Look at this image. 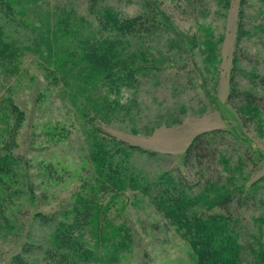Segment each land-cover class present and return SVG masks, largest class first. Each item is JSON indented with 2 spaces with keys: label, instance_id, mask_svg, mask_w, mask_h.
Wrapping results in <instances>:
<instances>
[{
  "label": "rangeland",
  "instance_id": "obj_1",
  "mask_svg": "<svg viewBox=\"0 0 264 264\" xmlns=\"http://www.w3.org/2000/svg\"><path fill=\"white\" fill-rule=\"evenodd\" d=\"M101 2L130 15L140 9L136 0ZM15 3L29 24L9 23L7 33L19 53L9 57V51L0 52V152L12 153L23 175L0 180V264H17L13 258L21 251L42 261L60 220L96 251V259L83 264H192L187 240L148 197L137 189L122 192L97 184L89 158L93 139L86 132L96 124L138 145L130 152L134 167L152 178L176 166L184 171V153L193 137L223 128L226 139L238 146L225 149L229 165L219 159L212 167L208 162L210 168L230 176L229 166L237 187L261 181L264 109L247 103L243 91L264 95V0H153L167 24L133 40L140 53H121L126 62L135 55L128 69L147 67L137 77L136 89L122 86L120 93L109 92L107 84L95 88L94 78L80 74L79 65L61 66L58 56L64 53H46L44 43H38L40 32L62 15L70 23L84 16L98 29L88 0ZM254 73L255 82L249 78ZM106 93L110 102H121L111 122L92 111L87 99ZM252 151L255 158L249 157ZM204 171L208 175L211 169ZM192 173L199 176L196 167ZM82 201L92 211L108 208L102 216L126 226L119 230L132 236L126 248L107 240L111 226L110 231L98 230L88 220L91 215L78 214ZM244 211L242 223L253 231L252 217L264 213V205L249 202Z\"/></svg>",
  "mask_w": 264,
  "mask_h": 264
},
{
  "label": "trees",
  "instance_id": "obj_2",
  "mask_svg": "<svg viewBox=\"0 0 264 264\" xmlns=\"http://www.w3.org/2000/svg\"><path fill=\"white\" fill-rule=\"evenodd\" d=\"M88 1L91 4L90 10L98 20V29L93 30L91 22L84 16H78L77 22L70 23L69 16L62 15L61 20L57 19L54 24H48L44 31L40 32L38 43H44L46 53H64L58 56L61 66L65 67V62L79 65L80 74L87 72L94 78L92 85H95V88L107 84L110 86L109 92L116 93L121 92L122 86L136 89L137 77L147 66H138L141 69L137 68L136 71L135 68L128 69L127 64L134 63L131 59H134L135 55L132 54L130 61L126 62L121 53H140L139 44L134 46L133 40L152 33L162 23L167 24L165 14H162L153 0H146L149 5H144L143 0H136L140 9L134 15L124 13L112 4L101 2L103 0ZM15 5V0H0V52L2 54L9 51V57L19 53V49L7 33L8 24L13 25L15 21V25L29 24L20 10L14 8ZM254 75L255 73L249 77L253 82L258 76ZM78 78L80 79L79 76ZM82 81L91 85L90 81ZM261 81H264V77ZM207 91L210 93L208 88ZM243 94L246 102L252 107L264 109V95L250 91H243ZM87 99L92 111L95 109L97 113H102L110 122L116 104H121L118 100L110 102L109 93L96 99ZM86 133L93 139L90 143L89 158L93 162L94 171L97 172L94 179L97 184L103 189L110 188L122 192L127 188L137 189L148 197L174 226L176 232L187 240L193 254L192 264H264V213L252 217L253 231L242 223L244 210L249 202L264 205V199L261 197V192L264 191V175L261 176V181L252 183L248 188L244 183L237 187V181L233 182L235 174L229 166L227 170L230 171V176L216 169V166L210 168L208 162H211L212 167L215 160L219 159L229 165L230 157L226 156L225 149L228 145L238 146V143H231L226 139L223 128L205 130L193 137L184 153V171L176 166L171 170L161 171L152 178L134 167L130 152L139 150L138 145L117 139L96 124ZM140 151L151 152L145 149ZM254 156L255 152L249 155L250 158H255ZM16 166L18 163L12 153L0 152V180L5 179L7 182L13 177L23 175L19 174ZM193 167H196L199 176L192 173ZM204 169H211L210 174L207 175ZM6 192L8 193V189L5 195ZM93 202L94 200H89L90 205ZM86 203L87 201H82V207H77L75 210L79 213H76L82 214L83 217L91 215L88 220L98 230L110 231L108 226H111L113 231L109 233L107 240L113 239L117 249L126 248L132 241V236L127 231L119 232L120 228L122 231L126 226L113 225L106 216H102V213L107 215L108 208L103 207L101 211L100 206L98 211H92ZM51 233V240L42 251V261L36 257L28 258L26 253L21 251L14 255V262L83 264L96 259V251L65 222H57ZM103 236H106L105 232ZM28 251L30 250L26 252Z\"/></svg>",
  "mask_w": 264,
  "mask_h": 264
}]
</instances>
